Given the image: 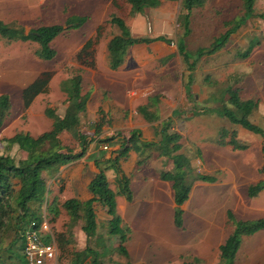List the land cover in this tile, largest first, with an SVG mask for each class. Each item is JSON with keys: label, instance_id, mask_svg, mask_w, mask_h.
<instances>
[{"label": "crops", "instance_id": "1", "mask_svg": "<svg viewBox=\"0 0 264 264\" xmlns=\"http://www.w3.org/2000/svg\"><path fill=\"white\" fill-rule=\"evenodd\" d=\"M159 1L160 4L154 8L144 7L140 12L143 17L140 13L132 16L129 26L123 20L132 38H146L150 39V42L129 46L125 52L122 64L116 69L112 70L109 66V52L107 50L109 41L105 46L101 44L100 50L94 48V68L82 70V81L87 72H91V77L93 78L97 71L104 73V79L102 80L103 82H99L100 85L95 82L87 86L81 85V94L85 95L87 100L84 111L77 114L79 119L77 130L80 134L85 135L87 141L90 143L81 158L61 166L53 175L50 181L53 184L48 194L52 199L50 202L58 201L60 204L69 199H77L80 202L91 200L93 196L88 191V185L99 171L95 164L96 161L107 160L111 156H114L112 153L118 149V142L123 138H128L133 131L138 133L142 142L157 143L160 136L158 131L163 124H169L170 128L168 131L181 136V149L179 152L185 153L184 155L189 158L190 167L195 173L215 179L214 182L195 181L191 186L188 199L180 207L184 214L187 213L191 205L199 209L195 213L196 216L206 215L204 219V231L202 232L203 239L195 240L191 238V241L187 240V242L183 243L178 242L176 239L165 241L166 247L162 251L158 247L155 250L159 252L157 255L155 252L152 255L149 252L148 256L143 258V249L148 251L149 247L148 237L153 235L155 238H158L159 231L161 232V229L158 231V226L161 225L158 221L164 220L165 224V220H168L169 224L172 219L165 216L174 214L173 209L176 205L173 201L172 183L160 178L162 172H172L173 164L172 161H166V157L158 156L157 153L153 152L145 163L138 165L137 162L140 160L139 154L130 150L126 158L120 161L119 166L121 173L129 180V191L132 194V200L127 201L125 196L121 194H117L115 198L116 210L121 219V226L128 228L130 231L129 238L124 245L129 256V264H220L219 247L224 244L228 238L227 235L230 236L232 234V230H234L232 228L233 224L229 222L230 220L227 222L225 214H223V217L217 218L220 223H216V218H212L211 216V209L202 212L200 205L203 201L199 197H201L203 190H206L211 194L210 196L213 198L214 204L220 208L221 215L226 207L231 208V212H233L237 221L264 219V190L256 197H249L247 193L250 185L256 184L264 178L261 174L263 167V138L237 125L238 128H232V130L236 134V140L245 146V149L237 150L231 145H219L221 143L219 139L216 142H212V134L215 130L209 137L201 134L202 131L203 134L206 131V127L203 128L201 126L202 123L205 124L209 119L217 117L216 111L219 108L213 110V105L209 103L202 105L200 109L203 110L200 113L205 111L210 114L209 116H198L195 113L196 111H193L194 103L198 99L193 91V88L196 89V85L194 84L196 66L193 70L187 69L178 52L175 54L172 51V41L163 35V27L167 23L169 24L171 19L165 13L163 15L161 10H156L162 2L171 0ZM82 16L86 17L87 22V15ZM139 18L142 19L140 20ZM99 27L100 23L98 22L95 27L96 34ZM138 32L141 34H136ZM89 37L91 36L87 35L85 37V40L79 46V50L90 39ZM184 37L183 34L178 42L183 41L185 44ZM159 38H164L169 42L162 41ZM78 51H76L75 55ZM218 52L203 56L202 58L212 57ZM171 58H175L178 63L182 62L187 72L185 81L181 83L185 95L184 98L187 102L182 109H178L165 100L169 98H163L162 93L165 91V88H163L165 85H168L166 91L169 92V97L172 90L178 91L182 79V68H178L174 72V69L169 70L168 73H165L166 69L163 68L156 73V76L160 75L161 79L154 78L148 81L145 79L146 74H148L146 67L149 63L154 65L160 61L161 63L169 62L168 60ZM103 63L107 64L106 69L110 74L104 70ZM62 93L66 97L65 103L68 106L67 95L64 92ZM212 99L214 100V98ZM168 106L169 111L166 114L165 109ZM66 108L61 116L57 115L53 109H50L53 110L57 117L62 119ZM140 108H144L145 115L151 114L152 117L156 116V119L151 121L146 120L144 115L138 111ZM181 110H185V113L186 111H190L189 115L186 116V124L182 125V127L178 119ZM212 114H214V117H212ZM217 118L220 119L222 117L219 116ZM183 129H187L192 135L191 140H202L201 143H204L198 145L199 149H196L197 156L195 154L194 156L186 154V144H184L186 136L182 132ZM216 133L217 131L215 132V137ZM70 134L72 133L64 131L59 135V138L60 136L68 137ZM217 136H219V132ZM111 137L113 138V143L106 144L108 149L103 150V144H99L97 140ZM207 139L210 141L207 142ZM197 144L198 142H196ZM78 150L79 146L77 142L73 151L77 152ZM100 165L103 166V162ZM105 175L109 188L113 192H117L119 189L116 185L114 170H106ZM220 193L222 194L219 195ZM212 194H215V196ZM159 204L160 207H158ZM164 205L168 206L171 212H159L157 210L163 208ZM93 208L96 222V237H98L97 235L100 234L101 226L105 233H108V221L110 217L106 212V208L99 203L94 202ZM207 221H209L208 224H206ZM216 229H219L220 232L222 230L225 231L222 238H220L222 235L216 236ZM168 231L170 232L169 229ZM81 233L84 242L83 247L79 248H82L81 251H83L87 245V239L82 231ZM208 235H215L216 238L208 242V237H206ZM135 236L138 239L134 241ZM102 242L104 241L98 237L96 241L97 251L100 250L98 246ZM188 244L193 245L192 250H190V247H187ZM107 248L106 246V252H108ZM189 251L192 252V255L189 254ZM153 257L155 259L152 260ZM233 264H264V229L241 240Z\"/></svg>", "mask_w": 264, "mask_h": 264}, {"label": "rangeland", "instance_id": "2", "mask_svg": "<svg viewBox=\"0 0 264 264\" xmlns=\"http://www.w3.org/2000/svg\"><path fill=\"white\" fill-rule=\"evenodd\" d=\"M156 10H161L163 15L165 13L171 19L169 24L167 23L165 27H163V35L172 41L171 48L176 54V43L184 34L182 23V15L184 12L181 9L180 0L162 2ZM240 11V0H207L202 7L192 10L189 16V32L183 38L187 50L192 53L200 47H207L215 37L223 32L224 21L239 16ZM255 11L256 13H264V0H256ZM82 15H87L88 19L86 23L78 29L65 31L64 35H60L51 42V48L55 50L56 56L50 61H42L35 56V51L38 49V46L34 42H12L7 44L4 40L0 39V94H7L11 101L10 115L0 129V152L9 155L16 162L23 160L26 157V154L20 151L16 145H13L6 150L5 144L1 140L9 138L16 133H27L30 136L37 137L49 130L51 120L46 118L44 110L46 108H51L57 115L61 116L63 114L67 105L65 103L66 97L60 90V83L75 74L76 70L79 68L74 55L76 51L79 50V46L85 40V37L88 35L91 36L89 37L90 39L97 40L98 42L95 49L100 50L101 44L105 46L113 36L118 35L120 32L116 26L108 23L109 18L112 16L120 17V19L124 20L127 26H129L132 16L129 15V5L125 0H0V21L13 27H21L26 33L40 26L54 24L64 25L65 20L68 17ZM140 15L143 17L141 13ZM139 19L141 20L142 18ZM98 22L100 23L101 30L99 32V37L95 38L97 36L95 27ZM136 34L141 33L138 32ZM251 46H253V49L247 58H237V53H244V51L248 50ZM168 61L169 62L166 61L164 63H161L160 61L154 65L149 63L146 67V72L149 76L146 74L145 79L147 81L153 80L154 78L161 79V76H156V73L163 68L166 69L165 73H168V71H171L172 69H174V72L177 71L178 68H182V79L178 91L172 90L169 97V92L166 91L168 85H165L163 87L165 88V91L162 92L163 98H169L165 100L169 101L178 109H182L187 102L184 98L185 95L181 83L185 81L187 72L185 71V66L182 62L178 63L175 58H171ZM103 64L104 70L110 74L106 69L107 64ZM43 72H51L52 74L47 92L39 94L34 98L32 104L24 109L21 91ZM195 73L194 84L196 85V89L193 88V91L198 99L194 103L193 111H196L195 113H197L198 116L210 115L205 111L200 113V111L203 110L200 108L206 103L213 105V110L224 105L226 100L225 97L223 98L224 90L231 86L238 90L239 96L242 100L252 99L258 102L257 109L251 114L249 120L251 123L264 130L263 20L257 18L251 19L244 27L230 37L228 43L217 54L199 60L196 65ZM91 74V72H87L84 75L82 81L83 86L93 84V82L97 84L103 82V72H95L93 78L91 77ZM212 98H214V100ZM165 110L167 114L169 106ZM189 112L190 111H186L185 113V110H181V114L178 118L181 127L186 124V116L189 115ZM212 115V117H214V114ZM215 116L217 115L215 114ZM217 117L209 119L207 123H202L201 125L203 128L206 127L204 134L203 131L201 132L203 136L205 135L206 137H209L214 130L215 132L217 131L216 137L215 132L212 134V142H216L218 139L220 140V136L217 135L222 129L230 132L233 131L232 128L237 129L239 127L230 124L225 118L218 119ZM182 132H184V135L186 136V142L184 143L186 144V154L192 156L195 154L197 156L196 149H199L198 145L204 143H201L202 140H191L192 135L187 129H183ZM60 141L64 147L72 150L75 149L77 143V140L72 134L68 137L60 136ZM208 141L210 140L207 139V142ZM196 142H198L197 145ZM223 142H225V140H223ZM166 161L169 162L172 160L171 158H166ZM42 177L45 179L46 185L48 183L47 190L49 192L53 184L50 182L53 176L43 172ZM201 194L202 195L199 198H201L203 202L200 205V210L206 212L208 209H211V216L212 218H216V223H220L217 218L223 217V214H225V219H227V222L230 220L229 222L233 224L232 228H234V222L238 221L235 219L233 212H231L232 209L226 207L227 209L225 208L226 210L224 209V212L221 215V210L214 204V200L210 196L211 194L206 190H203ZM221 194L222 193L219 195ZM213 196H215V194ZM46 199L48 203L52 200L49 194L46 195ZM54 202L59 211L58 215L55 217L48 213L44 204L40 208V215L44 214L46 216L49 230L58 249L57 259L50 264H70L73 255L72 253L74 251H81L82 248L79 247H83L84 241L79 228L81 223L78 221L72 228H69L68 215L62 209L60 202ZM158 207H160V204ZM157 210L159 212H171L169 207L165 205L163 208ZM175 210L176 207L173 209V213H175ZM197 211H199V209L190 205L187 213L184 214V212H182V226L180 228L176 227L174 224V214L165 216L172 219L169 224L168 220H165V224L164 220H161V222L158 221L161 224L158 226V231L161 229V232L159 231L158 238H155L153 235L151 236L152 238L148 237L149 247L148 251L143 249V258H146L149 252L151 255L153 252L157 255L159 252H156L155 250H157L158 247V249L160 248L162 251L163 248L166 247L165 241L176 239L178 242L183 243L187 242V240L191 241V238L195 240L203 239L202 232L204 231L203 227L206 215L198 217L195 214ZM209 221H207L206 224H208ZM170 225L172 226L168 227ZM100 228V234L97 236L103 240L108 247V252L103 251L102 248L99 247V251L105 253L101 260L104 264H115V251L118 247V240L115 236H110L107 232L105 233L102 226ZM216 230V236L222 235L220 237L222 238L225 231L222 230L220 232L219 229ZM60 234L64 235V239L68 238L71 240V242L65 245L62 250L57 243V235L59 236ZM129 235L130 231L128 230V236ZM227 236L229 237V235ZM206 237H208V242L216 238L215 235H208ZM245 238H248V236L242 237V239ZM13 239L14 233L13 231H9L3 242L0 244L1 261L5 258V254L2 250L6 248ZM136 239H138V237L135 236L134 241ZM88 244L91 247H95L96 240L92 239ZM17 245L18 242H16V250H18ZM187 247H190V250L193 249V245L188 244ZM191 253L192 252L189 251L190 255H192ZM151 255H149V257H151ZM153 259H155V257H153L152 260ZM15 262L17 263V261ZM233 263L234 260L232 264Z\"/></svg>", "mask_w": 264, "mask_h": 264}, {"label": "trees", "instance_id": "3", "mask_svg": "<svg viewBox=\"0 0 264 264\" xmlns=\"http://www.w3.org/2000/svg\"><path fill=\"white\" fill-rule=\"evenodd\" d=\"M125 1L130 6V16L140 13L144 7L154 8L160 4L159 0ZM206 1L181 0V9L184 12L182 15L184 36L189 32V16L192 10L202 7ZM255 2L256 0H240L241 11L239 16L224 21L223 32L215 37L207 47H200L191 53L187 50L183 41H179L177 43V52L187 69L193 70L200 58L212 55L223 49L231 35L237 33L251 19L257 18L264 21V13H256L255 11ZM85 22L86 17L72 16L65 20L64 25L40 26L26 33L21 27H13L0 21V39L4 40L7 44L12 42H34L38 46L35 56L42 61H50L56 56L55 50L51 48V42L67 30L80 28ZM108 23L116 26L120 31L118 35L113 36L109 40L107 45L109 66L110 69L114 70L122 64L125 52L129 46L148 43L150 39L132 38L128 27L119 17H110ZM100 30L101 27L97 29L96 38L99 37ZM159 39L169 42L164 38ZM96 44L97 40L89 39L86 41L75 55V61L78 63L79 68L75 74L61 82V90L67 95L68 103L64 117L60 119L54 114L53 110L46 108L44 114L48 119L52 120L51 128L48 131L37 137H32L27 133H16L9 138L1 140L5 144L6 150L16 145L20 151L26 154V157L16 162L9 155L0 152V244L9 231H13L14 233V239L2 250L5 258L3 261L0 260V264H27L21 254L16 236L19 225L21 223H28L30 220L40 222L42 217L40 215V208L43 204L46 206L48 213L53 217L57 216L59 212L54 201L47 202L46 195L49 192L42 173L46 172L48 175L53 176L61 166L81 158L90 143L87 141V137L80 134L77 130L79 125L77 114L84 111L87 100V97L81 94V72L84 69L94 68V48ZM252 49L253 46L249 47L244 53L238 54V58H247ZM51 78V72H43L21 91L24 109L30 106L36 96L47 92ZM224 97L226 98L224 105L216 111L218 116L225 118L230 124L238 125L263 138V167L261 174L264 177V130L249 120L251 114L257 109L258 102L252 99L242 100L238 90L231 86L225 88ZM10 111L11 101L9 96L7 94H0V129L10 115ZM138 111L148 121L156 119V116L152 117L151 114L145 115L144 108H140ZM169 128V124H163L158 131L160 136L157 143L142 142L136 131H133L128 138L121 139L118 142V149L112 153L114 156H111L107 160L96 161L95 163L99 171L88 185V191L92 194L93 198L86 202L69 199L61 204L62 209L69 217V228H72L80 221V229L87 239V245L83 251H74L72 253L70 264H103L101 258L105 254L103 252L106 248L105 243L102 242L98 246V248H102V252L97 251V243L95 247H91L88 244L92 239L98 240V237H96L94 202L106 208V212L110 217L108 221V234L115 236L118 240V247L115 251V264H129V256L124 246L129 238V229L121 226V219L116 210L115 198L117 194H121L125 196L127 201L132 200V194L129 191V180L121 173L119 166L120 161L126 158L130 150L139 154L140 160L137 162L138 165L145 163L153 152L157 153L158 156L171 158L173 164L172 172H162L160 178L172 183L173 201L176 205L174 213V224L176 227L180 228L182 226V210L180 207L188 199L192 184L195 181H215L214 178L195 173L190 167L189 158L179 152L181 149V136L177 133L169 132ZM64 131L71 132L77 140L79 146L77 152L61 144L59 135ZM219 136L221 140L219 145L227 144L237 150L245 149V146L236 140L234 131L228 132L222 129L219 132ZM97 142L106 145L113 143V138L98 139ZM102 162L103 166L100 165ZM108 169H113L116 174V185L119 189L117 192H113L109 188L105 175ZM263 190L264 178L260 182L250 185L247 193L249 197H256ZM234 224L232 234L219 247L220 264H232L243 236H250L264 229V219L238 221L234 222ZM57 238V243L61 250L71 242L68 238H66L67 240L64 239L63 234L57 235ZM16 242H18L17 248L19 252L15 249ZM98 242L100 243V241Z\"/></svg>", "mask_w": 264, "mask_h": 264}, {"label": "built area", "instance_id": "4", "mask_svg": "<svg viewBox=\"0 0 264 264\" xmlns=\"http://www.w3.org/2000/svg\"><path fill=\"white\" fill-rule=\"evenodd\" d=\"M102 148L108 149L104 144ZM16 236L21 254L27 264H47L57 259L58 249L44 214L40 222L30 220L28 223H21Z\"/></svg>", "mask_w": 264, "mask_h": 264}]
</instances>
